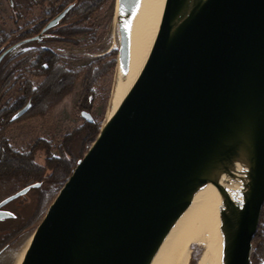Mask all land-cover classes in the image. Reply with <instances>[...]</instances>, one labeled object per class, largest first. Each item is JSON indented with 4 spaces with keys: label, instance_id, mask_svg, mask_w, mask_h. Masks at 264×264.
I'll return each instance as SVG.
<instances>
[{
    "label": "water",
    "instance_id": "95a60500",
    "mask_svg": "<svg viewBox=\"0 0 264 264\" xmlns=\"http://www.w3.org/2000/svg\"><path fill=\"white\" fill-rule=\"evenodd\" d=\"M163 1L144 70L49 204L20 264H152L209 184L220 199V264H251L264 208V0ZM143 2L118 0L123 86ZM30 187L0 201V220Z\"/></svg>",
    "mask_w": 264,
    "mask_h": 264
},
{
    "label": "flooded vegetation",
    "instance_id": "af4514ba",
    "mask_svg": "<svg viewBox=\"0 0 264 264\" xmlns=\"http://www.w3.org/2000/svg\"><path fill=\"white\" fill-rule=\"evenodd\" d=\"M53 4L55 3L49 0V9L42 10L40 16L23 26L19 40H11L10 36L6 41L0 40V56L14 45L23 42L36 43V46L22 51L19 57L7 58L12 52L10 51L0 60V148H4L7 141L14 151L24 155L17 158L0 156V201L31 186L24 195L14 198L2 207L8 210L11 216L0 220V256L41 218L44 214L46 196L51 195L58 185L56 171L59 169L61 145L58 146L56 154L53 151L56 144L46 140V146L51 148V153L45 157L44 138H36L29 149L23 150L15 148L5 136V131L13 123L37 114L43 115L35 112V107L40 102L36 91L43 88L55 65H66L68 69L73 70L63 59L64 52L51 44V42H73L62 38L64 36L60 33L62 22L45 30L41 39L36 38L57 15H53L50 10ZM82 34L74 37L78 38ZM35 78L40 80L35 82ZM83 106L87 109L92 105L87 102L83 103ZM83 108L81 114L85 110ZM24 109L25 111L20 114ZM92 117L94 120L85 119V124L97 120L93 115ZM6 162L11 163L10 167L5 165Z\"/></svg>",
    "mask_w": 264,
    "mask_h": 264
},
{
    "label": "rangeland",
    "instance_id": "374dc122",
    "mask_svg": "<svg viewBox=\"0 0 264 264\" xmlns=\"http://www.w3.org/2000/svg\"><path fill=\"white\" fill-rule=\"evenodd\" d=\"M50 1L58 2V0ZM61 1L65 2V0ZM48 4L49 0H0V40L5 36H10L11 40L14 38V40H18L23 26L28 21L40 16L42 10L49 7ZM117 5L118 0H107L95 12L91 21L96 30L94 39L89 33H84L78 36V43L51 42L55 48L64 52L63 59L69 63L68 67L75 71H81V75L73 90L54 103L46 114H37L20 120L5 131L6 138L15 148L27 150L36 138H44L56 144L53 151L57 154L58 146L64 142L65 136L85 124L86 118L81 114V108L84 107L82 103L83 87L90 65H93L97 71L96 78L92 83L94 91L89 93L87 99V102L92 106L83 109L90 111L102 126L115 111L118 99L121 98V102L124 100L126 87L121 84L118 65L120 31ZM34 45L36 46V43H20L7 58L19 57L22 51ZM38 80L40 78H35V82ZM91 144L92 142L87 143V150ZM40 219L1 254L0 264L18 263L22 253L24 255ZM254 248L253 245V250ZM192 249L191 258L197 263L201 249L197 244H194Z\"/></svg>",
    "mask_w": 264,
    "mask_h": 264
},
{
    "label": "bare ground",
    "instance_id": "6f19581e",
    "mask_svg": "<svg viewBox=\"0 0 264 264\" xmlns=\"http://www.w3.org/2000/svg\"><path fill=\"white\" fill-rule=\"evenodd\" d=\"M163 13V0H144L133 30L130 78L124 96L144 70L156 42ZM120 102L121 98L118 99L115 111ZM221 236L220 199L215 187L209 184L182 216L152 264H189L194 244L201 249L195 264H220ZM22 257L23 253L17 264H20Z\"/></svg>",
    "mask_w": 264,
    "mask_h": 264
},
{
    "label": "trees",
    "instance_id": "16d2710c",
    "mask_svg": "<svg viewBox=\"0 0 264 264\" xmlns=\"http://www.w3.org/2000/svg\"><path fill=\"white\" fill-rule=\"evenodd\" d=\"M73 1L75 0H65V2L58 0V2L53 4L50 10L52 11L53 15L58 14ZM105 1L107 0H76L74 7L61 21L63 24L60 26V33L64 35L62 38L73 41L74 43H78L79 40L77 37H74L75 35L89 33L94 39L96 30L93 23L91 22L92 17L101 7L102 3H105ZM19 39L20 36L18 40ZM6 40V36L2 38V41ZM113 62L115 61L113 60ZM96 73V68H94L93 65H90L85 77L82 103H87L89 93L94 91L92 88V83L96 78ZM80 75L81 71L70 70L66 67V65L62 64L55 65V69L51 71L50 75L45 81L43 88L40 91H36V96L40 102L37 103L35 112H40L43 115L46 114L54 103L58 102L67 93L73 90ZM100 129L101 122L96 120L94 122H87L85 125L75 129L71 134L66 136L64 142L60 146L61 157L58 165L59 169L56 171L58 185L51 195L46 196L44 203V213L46 212L47 207L52 199L57 194L58 189L62 187L74 167L77 165L78 160L86 152L87 143L94 141ZM46 145L47 144L45 140V157L51 153V148H48ZM0 156L17 158L24 155L14 151L6 141L5 147L0 148ZM10 164L11 163L9 162L5 163V165L8 167H10ZM7 169L8 168H5V170ZM253 243L255 248L252 253L251 264H264V208L261 217V224L253 239ZM190 264H195V260L191 259Z\"/></svg>",
    "mask_w": 264,
    "mask_h": 264
}]
</instances>
